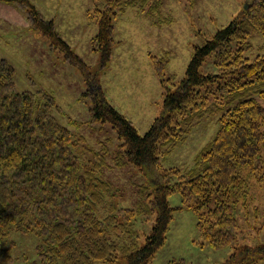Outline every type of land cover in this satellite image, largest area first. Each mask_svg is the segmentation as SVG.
Returning a JSON list of instances; mask_svg holds the SVG:
<instances>
[{"label": "trees", "instance_id": "16d2710c", "mask_svg": "<svg viewBox=\"0 0 264 264\" xmlns=\"http://www.w3.org/2000/svg\"><path fill=\"white\" fill-rule=\"evenodd\" d=\"M149 1L107 0L103 10H95L91 49L99 54L101 68L116 44L114 20L128 8L155 13L157 6ZM0 2L18 7L33 30L79 69L92 101L90 123L108 124L120 142L110 158L113 165L108 140L82 159L79 146L85 140L56 120L53 97L42 90L17 91L14 67L0 59V255L10 234L18 232L39 239L32 264H149L165 242L174 212L186 209L209 247L233 250L227 264L264 260V244L235 247L237 207L247 203L253 183L264 187V54L253 60L244 55L253 35L264 38V0H251L228 25L195 46L178 83L164 80V60L150 56L164 93L160 115L142 136L108 103L96 75L61 39L54 22L29 0ZM204 63L213 71L202 73ZM210 116L217 130L193 166L186 172L161 169L162 159L185 141L196 121ZM127 166L155 169L161 182L139 185L138 199L121 207L120 193L101 174L104 168ZM175 193L178 207L168 201ZM148 218L149 231L139 233L135 224Z\"/></svg>", "mask_w": 264, "mask_h": 264}, {"label": "rangeland", "instance_id": "374dc122", "mask_svg": "<svg viewBox=\"0 0 264 264\" xmlns=\"http://www.w3.org/2000/svg\"><path fill=\"white\" fill-rule=\"evenodd\" d=\"M46 20L54 22L55 30L70 49L96 75L109 104L129 120L139 135H144L162 110L164 89L150 56L164 60L162 76L172 83L185 77L195 46H201L218 30L239 15L251 0H150L157 6L150 15L128 8L114 20L111 59L101 68L99 54L91 49L97 33L95 10H103L105 0H29ZM97 15V14H96ZM165 19L170 22L166 23ZM164 22V23H163ZM252 48L245 52L249 60L264 54V38L253 35ZM0 59L15 69L17 91L42 90L57 104L56 120L76 138L82 159L99 152L100 143L108 140L111 155L120 142L108 124H91L92 101L86 95L84 76L75 66L64 61L62 53L34 31L25 14L16 6L0 2ZM204 74L212 72L204 63ZM94 86H92L93 89ZM90 89L89 91L91 92ZM205 117L192 126L185 141L173 148L161 161V169L188 171L199 151L217 130L216 118ZM102 178L120 193L117 205L131 206L137 199L139 185L152 187L161 182L155 169L138 170L133 166L121 169L104 168ZM172 207L181 205L178 193L168 198ZM239 235L235 247L251 248L264 244V187L253 183L249 200L239 204L235 213ZM141 219L142 217H138ZM151 218L138 221L135 229L147 233ZM243 237V238H242ZM129 238V237H128ZM126 242V239H123ZM121 243H124L120 239ZM141 244L142 241H139ZM39 239L33 235L13 232L2 245L0 264H32L37 261ZM233 250L213 249L196 228V217L186 209L176 210L166 239L149 264H227ZM94 264H103L95 262ZM264 264V260L261 263Z\"/></svg>", "mask_w": 264, "mask_h": 264}, {"label": "water", "instance_id": "95a60500", "mask_svg": "<svg viewBox=\"0 0 264 264\" xmlns=\"http://www.w3.org/2000/svg\"><path fill=\"white\" fill-rule=\"evenodd\" d=\"M246 8V6H244Z\"/></svg>", "mask_w": 264, "mask_h": 264}]
</instances>
